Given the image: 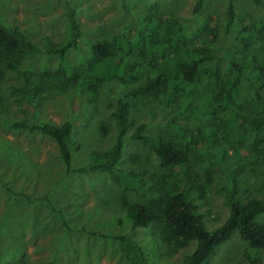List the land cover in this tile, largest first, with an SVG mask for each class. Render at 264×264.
Returning a JSON list of instances; mask_svg holds the SVG:
<instances>
[{"label":"rangeland","instance_id":"1","mask_svg":"<svg viewBox=\"0 0 264 264\" xmlns=\"http://www.w3.org/2000/svg\"><path fill=\"white\" fill-rule=\"evenodd\" d=\"M66 1L75 8L82 31L78 49L68 56L75 68L88 73L89 42L97 38L123 34L134 52L142 48L146 32L159 38L161 27L152 25L149 19L154 14L161 24L180 25L186 44L206 53L200 73L218 64L224 83L235 75L232 63L240 64L245 58L239 34L252 33L249 47L264 39V6L253 0H232L235 15L228 24V0H205L197 12L193 11L196 0H0V22L38 48L27 50L23 68L32 73L45 70L50 78L49 87L40 94L38 118L56 124L69 121L72 139L78 144L73 150L71 169H67L51 138L12 127V121L24 116L12 93L20 77L15 70L4 69L0 79V264L20 258L21 264H131L119 249L115 238L119 234L137 240L150 264H182L183 257L194 249V241L158 242L147 230H132L124 215L123 201L136 199L135 194L120 191L105 173L75 171L88 163L91 150L111 145V111L131 86L143 81V76L127 82L106 77L95 82L94 93L69 83L64 87L65 65L43 48L46 38L57 41L64 35ZM243 70L255 82L259 80L255 63H247ZM239 90L241 99L232 108L244 116L242 148L233 140L236 134L230 122H216L211 139L200 121L184 116L173 118L172 104L161 105L151 95L127 97L128 116L134 120V127L143 124L146 134L175 141V129L170 124L175 122L184 138L191 137L185 148L188 173L200 188L201 195L195 202L210 229L228 215L226 197L234 192L230 176L249 146L253 116L247 106L251 91L245 79ZM134 127L128 129L116 165L146 174L164 171L156 153L132 137ZM208 140L209 155L202 150ZM263 169L264 155L235 176L240 200L262 195ZM258 219L264 221V213ZM245 248V242L234 233L203 264H249Z\"/></svg>","mask_w":264,"mask_h":264},{"label":"trees","instance_id":"2","mask_svg":"<svg viewBox=\"0 0 264 264\" xmlns=\"http://www.w3.org/2000/svg\"><path fill=\"white\" fill-rule=\"evenodd\" d=\"M204 1L196 0L193 11H200ZM253 1L264 6L263 0ZM63 15V37L57 41L46 38L43 49L47 55L56 57L65 65L63 78L67 84H63L64 87L69 83L94 93L95 82L106 77L127 82L138 81L143 76V81L131 86L111 111L114 122L111 145L106 149L91 150L88 163L75 171L105 173L120 191L129 190L135 194L136 199L123 201L124 215L132 230H147L158 242L173 239L194 241V249L183 257L182 264L205 263L234 233L246 244L244 255L249 264H264V221L258 219L264 213V169L261 172L263 184L260 197L240 200L236 196L235 180V176L245 167L255 164L264 155V39L249 47V42L253 39L252 33L239 34V40L244 43L245 58L240 64L232 63L235 75L224 83L220 80L218 64L214 63L200 73L206 53L186 44L180 25L169 22L161 24V20L151 14V24L161 27L162 34L159 38L146 32L142 48L135 52L123 34L97 38L89 42L86 73L68 61L69 52L78 49L79 39L82 37L75 8L68 1L64 4ZM234 15L232 0H228V24L233 22ZM172 49H175L174 52H170ZM27 50L38 51V48L20 33L9 29L3 21L0 22V79L6 68L15 70L20 77L19 84L13 87L15 90L12 93L24 116L12 121V127L51 138L56 144L61 164L71 169L73 150L78 146L72 139L73 126L69 121L56 124L38 118L40 94L49 87L50 78L45 70L32 73L23 68ZM247 63L256 64L258 81L245 75L243 67ZM242 79H245L251 91L247 103L253 116L249 146L230 176L234 192L226 197L228 215L218 226L210 229L195 202L201 195L200 188L188 173L189 159L185 148L191 137L184 138L185 135L175 122H170L175 129V141L160 135L146 134L143 124L134 127V120L128 116L130 101L127 97L151 95L161 105L172 104L175 107L173 118L184 116L200 121L210 133L211 139L216 131V122H230L236 134L233 140L242 148L244 116L232 108V104L241 99L239 88ZM130 127H134L132 137L156 153L164 171L146 174L143 170L123 169L116 165L121 158L124 138ZM208 143L209 140L204 141L202 149L207 155L210 153L206 149ZM115 238L120 251L131 264H150L143 246L133 237L119 234ZM21 260L22 258L4 264H21Z\"/></svg>","mask_w":264,"mask_h":264}]
</instances>
